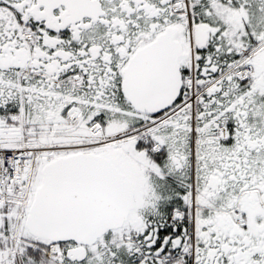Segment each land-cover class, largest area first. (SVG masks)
<instances>
[{"label": "snow or ice", "instance_id": "1", "mask_svg": "<svg viewBox=\"0 0 264 264\" xmlns=\"http://www.w3.org/2000/svg\"><path fill=\"white\" fill-rule=\"evenodd\" d=\"M0 264H264V0H0Z\"/></svg>", "mask_w": 264, "mask_h": 264}]
</instances>
